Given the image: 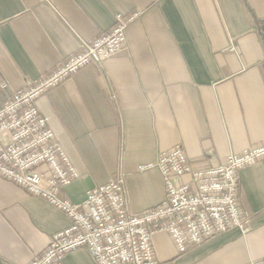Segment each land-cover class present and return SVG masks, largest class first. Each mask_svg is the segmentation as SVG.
I'll return each instance as SVG.
<instances>
[{"label": "crops", "instance_id": "0c3cea01", "mask_svg": "<svg viewBox=\"0 0 264 264\" xmlns=\"http://www.w3.org/2000/svg\"><path fill=\"white\" fill-rule=\"evenodd\" d=\"M138 12L125 49L87 65L36 100L85 193L123 171L128 209L161 203L153 165L180 145L191 168L264 142V0H0V105L114 24ZM249 230L231 229L180 255L167 233L152 236L158 264H264V159L238 173ZM187 178H183L185 180ZM70 226L64 212L0 177V264H27ZM57 264H95L79 247Z\"/></svg>", "mask_w": 264, "mask_h": 264}, {"label": "built area", "instance_id": "2783aa9c", "mask_svg": "<svg viewBox=\"0 0 264 264\" xmlns=\"http://www.w3.org/2000/svg\"><path fill=\"white\" fill-rule=\"evenodd\" d=\"M139 13L116 14L107 31L78 38V50L50 71L28 79L0 105V177L19 185L63 211L70 226L50 238L48 246L27 264H57L64 254L85 247L95 264H158L152 236L167 233L180 255L210 238L236 229L244 234L250 219L238 202V173L264 159V142L226 156L216 168H191L180 145L162 151L153 165L164 184V199L139 213L128 209L123 171L91 187L82 203L63 195L79 177L66 152L36 108V100L87 65L123 51L126 29ZM0 80V89H7ZM187 178L182 180L183 178Z\"/></svg>", "mask_w": 264, "mask_h": 264}]
</instances>
